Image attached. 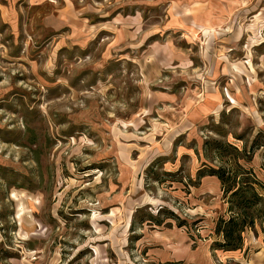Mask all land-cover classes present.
Returning a JSON list of instances; mask_svg holds the SVG:
<instances>
[{
	"label": "rangeland",
	"instance_id": "rangeland-1",
	"mask_svg": "<svg viewBox=\"0 0 264 264\" xmlns=\"http://www.w3.org/2000/svg\"><path fill=\"white\" fill-rule=\"evenodd\" d=\"M237 157L264 183V0H0V264H264L259 222L213 246Z\"/></svg>",
	"mask_w": 264,
	"mask_h": 264
},
{
	"label": "trees",
	"instance_id": "trees-1",
	"mask_svg": "<svg viewBox=\"0 0 264 264\" xmlns=\"http://www.w3.org/2000/svg\"><path fill=\"white\" fill-rule=\"evenodd\" d=\"M216 146V151H219L221 146ZM235 159L237 162L238 157L228 160L230 164L228 168L208 167L206 170H200L197 175L198 180L208 175L219 181L222 202L226 205V210L215 221L213 231L217 238L213 246L224 252L241 250L245 230L254 228L258 222L264 229V196L257 191L258 188L264 189V183L250 170H244L236 165ZM182 225L184 224L179 223L178 227Z\"/></svg>",
	"mask_w": 264,
	"mask_h": 264
}]
</instances>
